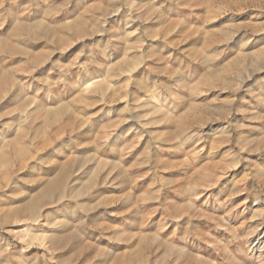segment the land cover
<instances>
[{"label":"rangeland","instance_id":"obj_1","mask_svg":"<svg viewBox=\"0 0 264 264\" xmlns=\"http://www.w3.org/2000/svg\"><path fill=\"white\" fill-rule=\"evenodd\" d=\"M0 264H264V0H0Z\"/></svg>","mask_w":264,"mask_h":264},{"label":"bare ground","instance_id":"obj_2","mask_svg":"<svg viewBox=\"0 0 264 264\" xmlns=\"http://www.w3.org/2000/svg\"><path fill=\"white\" fill-rule=\"evenodd\" d=\"M55 184H53V185H49L48 187H47V189L45 190V192H44V194H46L47 192H49L52 188H54L53 186H54ZM56 186V185H55ZM53 190V189H52ZM51 190V191H52ZM43 197H45V195L43 196Z\"/></svg>","mask_w":264,"mask_h":264}]
</instances>
